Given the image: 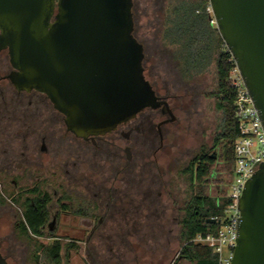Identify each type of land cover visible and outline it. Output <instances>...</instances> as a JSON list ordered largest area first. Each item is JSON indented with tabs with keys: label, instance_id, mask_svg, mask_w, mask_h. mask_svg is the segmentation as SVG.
<instances>
[{
	"label": "flooded vegetation",
	"instance_id": "flooded-vegetation-1",
	"mask_svg": "<svg viewBox=\"0 0 264 264\" xmlns=\"http://www.w3.org/2000/svg\"><path fill=\"white\" fill-rule=\"evenodd\" d=\"M14 71L9 50H0V223L7 217L6 225L22 237L35 228L41 235L34 238L59 245L60 258L49 257L51 264H133L127 253L149 248L150 237L172 225L171 217L176 229L169 232L184 241L197 195L192 168L211 165L209 180L218 178L223 154L217 138L201 145L191 162L186 157L175 162L177 156L173 161L169 144L176 134L165 127L177 116L169 92L160 96L156 89L174 121L161 108H147L111 132L79 136L45 93L19 89L11 80ZM166 148L169 157L162 161ZM29 216L38 217L33 225ZM184 245L168 264H196L182 252ZM47 253L42 250L36 261Z\"/></svg>",
	"mask_w": 264,
	"mask_h": 264
},
{
	"label": "water",
	"instance_id": "water-1",
	"mask_svg": "<svg viewBox=\"0 0 264 264\" xmlns=\"http://www.w3.org/2000/svg\"><path fill=\"white\" fill-rule=\"evenodd\" d=\"M210 5L264 125V0ZM134 31L133 0H0V50H9L11 80L45 93L79 136L111 132L147 108L176 119L146 77L145 46ZM239 211L232 264H264V162ZM0 264H10L1 251Z\"/></svg>",
	"mask_w": 264,
	"mask_h": 264
},
{
	"label": "rangeland",
	"instance_id": "rangeland-1",
	"mask_svg": "<svg viewBox=\"0 0 264 264\" xmlns=\"http://www.w3.org/2000/svg\"><path fill=\"white\" fill-rule=\"evenodd\" d=\"M176 1L136 0V5L133 8L134 33L145 46L144 66L148 78L160 96H166L167 92H169L172 98L171 103L175 108L177 121L165 127V132H175L176 134L173 142L169 144L173 150L172 159L174 161V156H177V161L175 160V162H179L181 157L183 159L186 157L191 162L201 145H212L214 139L218 137L222 131L223 114L218 108V99L216 97V63H213L204 74L186 75L180 67L179 60L176 58L178 46L170 44L165 38L169 12ZM154 113L159 114L161 118L160 110L154 111ZM223 145H220L219 148L221 153H223ZM168 151L169 148H166L160 155L162 161H167L169 157ZM217 168L219 171L218 178L210 182L213 186L205 189L206 192L210 193V188H214L215 190L213 189V193H211L213 196L224 194V192H219V183L222 184L228 174L225 157L221 158ZM177 182L174 178V185L179 186ZM190 192L191 190L189 189V200L191 199ZM174 214L176 215L175 212ZM170 221L172 225H167L165 229L158 230L156 239L152 236L150 237L152 244L149 248L130 250L127 253L129 260L134 263L139 261L140 264H149L150 262L168 264L171 258L180 251L182 245L185 244V241L179 239L177 232L174 234L169 232L170 228L176 229L173 224V217L170 218ZM7 223V217H4L0 223V247L2 252L9 257L11 264L52 263L48 255H42L39 263L36 261V256L42 250L46 251L45 249L51 246L49 245L50 241L46 239L39 241L32 235H28V238L22 237L13 232L6 225ZM131 239L136 240V235ZM168 240H172L173 243L170 248L165 249ZM154 241H157V246H153ZM43 243L48 244L45 249H43L45 246ZM63 256L66 257L65 254Z\"/></svg>",
	"mask_w": 264,
	"mask_h": 264
},
{
	"label": "trees",
	"instance_id": "trees-1",
	"mask_svg": "<svg viewBox=\"0 0 264 264\" xmlns=\"http://www.w3.org/2000/svg\"><path fill=\"white\" fill-rule=\"evenodd\" d=\"M210 7V0H177L169 12L165 38L170 44L178 46L176 58L186 75L204 74L213 63H216V97L218 108L223 114L222 131L217 140L219 145L224 144L221 158L225 157L228 173L232 174L234 143L238 136V129L235 117L236 91L230 84V73L236 63L217 26L212 23L214 17L209 11ZM146 77L148 78L147 74ZM148 80L150 81L149 78ZM211 169V165L205 164L199 167L193 165L192 168L193 175L196 177L194 186H196L197 195L190 203L184 230L185 245L182 252L196 264H218V255L209 246L194 243L192 240L199 234L206 235L218 231L220 225L208 222V220L213 217L223 218L228 204V200L223 195L213 196L205 190L209 186L203 184L212 181L209 180ZM219 192L225 194L226 189L220 187ZM37 218L29 216L28 221L33 225ZM41 218L45 219V216L42 215ZM29 235L37 236L41 233L33 228ZM46 251L51 259L60 258L61 247L59 245H51L46 248Z\"/></svg>",
	"mask_w": 264,
	"mask_h": 264
},
{
	"label": "built area",
	"instance_id": "built-area-1",
	"mask_svg": "<svg viewBox=\"0 0 264 264\" xmlns=\"http://www.w3.org/2000/svg\"><path fill=\"white\" fill-rule=\"evenodd\" d=\"M209 11L212 12L211 7ZM230 84L236 91L235 117L238 136L234 143L233 173H228L222 184H219L226 189L223 194L228 200L225 217H213L220 220L218 231L199 234L192 240L194 243L209 246L218 255V264L233 262L240 221L239 202L248 180L264 162V125L237 64L230 73Z\"/></svg>",
	"mask_w": 264,
	"mask_h": 264
}]
</instances>
